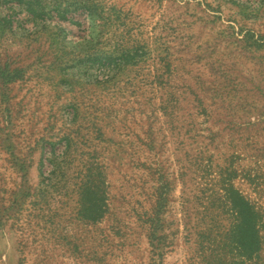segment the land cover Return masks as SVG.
<instances>
[{"label": "rangeland", "instance_id": "rangeland-1", "mask_svg": "<svg viewBox=\"0 0 264 264\" xmlns=\"http://www.w3.org/2000/svg\"><path fill=\"white\" fill-rule=\"evenodd\" d=\"M235 190L264 264V0H0V264H228Z\"/></svg>", "mask_w": 264, "mask_h": 264}, {"label": "trees", "instance_id": "trees-1", "mask_svg": "<svg viewBox=\"0 0 264 264\" xmlns=\"http://www.w3.org/2000/svg\"><path fill=\"white\" fill-rule=\"evenodd\" d=\"M231 203L233 210H236V224L231 233L235 238V249L237 257H234L228 264H249L262 249L263 237L260 232V214L254 209L252 202L241 191H232ZM160 219L154 215H150L147 219L149 228V236L156 237ZM202 247V246H201ZM210 247L203 246L201 254L207 253ZM207 249V250H206ZM214 255L209 264H223L222 256L217 255V251L213 250ZM240 258L239 260L236 258Z\"/></svg>", "mask_w": 264, "mask_h": 264}]
</instances>
